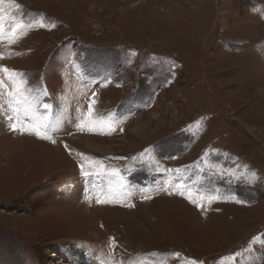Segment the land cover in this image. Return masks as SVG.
I'll return each instance as SVG.
<instances>
[{
	"label": "rangeland",
	"instance_id": "obj_1",
	"mask_svg": "<svg viewBox=\"0 0 264 264\" xmlns=\"http://www.w3.org/2000/svg\"><path fill=\"white\" fill-rule=\"evenodd\" d=\"M0 18V264H264V0Z\"/></svg>",
	"mask_w": 264,
	"mask_h": 264
},
{
	"label": "snow or ice",
	"instance_id": "obj_2",
	"mask_svg": "<svg viewBox=\"0 0 264 264\" xmlns=\"http://www.w3.org/2000/svg\"><path fill=\"white\" fill-rule=\"evenodd\" d=\"M0 19H2V18H0ZM41 27H43V25H41ZM0 31H2V28H0ZM13 31H15V29H13ZM0 71L7 73V72L9 71V69H7V68H3V67H0ZM10 95H11V93H10ZM94 95H95V94H94ZM93 103H94V101H93ZM43 107H44V109H49V108H50V105L47 104V103H45V104L43 105ZM91 110H92V104L89 105V112H91ZM29 112H31L32 115L35 117L36 114H35L34 108H33L31 105H29L27 108L24 109V114H25V115H27ZM45 127H46V125H45ZM12 130H13V131L18 130L16 124H13V125H12ZM21 130H22V131H32V132L35 133V135H36L37 137H39V138H41V139H48L47 136H45V135H43V134L41 133L39 127H37V126H34V125H28V126H26L24 129H21ZM53 142H54V141H53ZM81 167H83V166H81ZM85 175H88V173L86 172ZM105 202H106V201H102V200H98V201H97V203H105ZM131 206H132V205H129V207H131Z\"/></svg>",
	"mask_w": 264,
	"mask_h": 264
},
{
	"label": "bare ground",
	"instance_id": "obj_3",
	"mask_svg": "<svg viewBox=\"0 0 264 264\" xmlns=\"http://www.w3.org/2000/svg\"><path fill=\"white\" fill-rule=\"evenodd\" d=\"M87 147H91L92 146V143H86Z\"/></svg>",
	"mask_w": 264,
	"mask_h": 264
}]
</instances>
